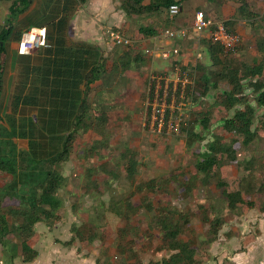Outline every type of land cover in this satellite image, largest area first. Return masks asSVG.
<instances>
[{"label":"rangeland","instance_id":"374dc122","mask_svg":"<svg viewBox=\"0 0 264 264\" xmlns=\"http://www.w3.org/2000/svg\"><path fill=\"white\" fill-rule=\"evenodd\" d=\"M10 1L0 0V28L5 23ZM42 1L46 7L61 3V0ZM63 1L70 8V13H63L66 18L85 5L93 7L92 17L102 25L99 56L104 63L99 81L91 84L87 92L90 118L74 130L76 135L65 160L48 163L49 156L59 149L62 135L74 126L71 123L47 130L40 110L20 107L21 103L13 107L14 95L37 91L38 85L31 79L28 87L21 86L22 79L17 75L11 54L15 40H7L4 53L0 54V138L1 129L13 125L16 133L9 140L23 155L21 165L27 164L28 159V163L55 169L63 177L56 192L60 206L54 216L32 225L33 234L27 243L35 251L33 264H72L75 259L78 264H161L160 260L173 250L162 238L157 222L171 211L180 216H174L179 223L178 237L189 241L198 264H264V187L261 186L264 127L260 125L264 106H255L254 92L248 85L252 77L248 70L258 62L263 63L258 78L264 80V34L260 17L264 0H180V10L172 18L166 17L164 8L155 12H126V0ZM196 10H202L214 20L233 21L234 25L227 27L240 33L241 41L232 65L237 67L242 100L254 108L250 129L255 136L248 144L242 142L240 133L222 130V120L244 102L235 103L229 110L217 104L222 92L230 89L227 69L221 62L216 64L208 58L204 39H189L188 26ZM140 27L153 32L143 34ZM164 28H186L178 40L167 42L168 47L177 46L185 61L194 60L198 53L202 72L207 75L209 85L214 84L200 104L199 101L191 104L190 111L196 109L190 113L189 128L196 134L191 139L186 138L184 130L163 138L141 128L144 76L149 68L165 64L159 59L143 57V49L148 48L147 38L157 36ZM108 30L130 37L131 46L113 44L106 35ZM123 52L140 58L121 69L117 58ZM113 66L114 73L110 70ZM196 89L198 93L197 85ZM202 113H208L205 128L196 119ZM35 115L34 122L29 124ZM21 130L24 137L18 134ZM213 137L230 145L233 158L218 155L219 163L204 183L194 164ZM126 156L137 163L131 178L126 174ZM194 175L196 179L190 182ZM149 179L154 180L152 188L136 187ZM219 179L223 186L216 183ZM11 182V176L0 171V213L8 224L17 225L21 219L18 211L26 207L37 189L26 175ZM223 189L239 190L247 204H238L235 209L228 207ZM214 217L220 225L213 235L208 221ZM18 242L12 230L0 240V264H12L11 260L14 264H26L33 260H22Z\"/></svg>","mask_w":264,"mask_h":264},{"label":"trees","instance_id":"16d2710c","mask_svg":"<svg viewBox=\"0 0 264 264\" xmlns=\"http://www.w3.org/2000/svg\"><path fill=\"white\" fill-rule=\"evenodd\" d=\"M36 0H11L10 4L7 6V17L5 18V23L0 28V54L4 53L5 44L7 40H15L18 41L22 30L27 28L34 19L32 12H28L29 8ZM78 3L84 2V0H75ZM59 5H53L56 10L55 14L58 16L57 23L63 22L66 20L64 12L61 11L65 7V1L61 0ZM126 3V4H125ZM125 11L131 10L135 13L142 12H155L160 8H167L170 4L176 3L179 6L180 0H126L125 2ZM244 5V2H242ZM240 11V7L238 8ZM55 16V15H54ZM262 25L261 30L264 34V10L260 14ZM50 20L53 19V16L50 15ZM25 19L27 21L25 22ZM45 20H49L48 18ZM50 22V21H48ZM47 22V23H48ZM45 23V24H47ZM225 25H230L233 23L231 20L224 21ZM46 43L47 37L49 36V27L46 25ZM140 31L143 34H151V29L140 27ZM51 31V30H50ZM151 36V35H150ZM130 38V37H129ZM45 43V45H46ZM132 44V43H131ZM44 45V46H45ZM204 45L206 46V51L208 58L213 60L214 63L221 62L226 66V74H227V84L230 85V89L227 91H223L221 97L218 99L219 105H221L224 109L229 110L235 103L244 102L242 100V85L239 83V77L236 76L237 67L233 66V58L236 56V51L230 54H223L220 48L207 40H204ZM131 46V45H129ZM237 50V49H236ZM144 57V55H143ZM101 56L97 55L94 57L91 64L87 63L86 70H81L80 64L73 63L69 64L71 76L74 77H61L54 78L53 82H58L63 86L70 85L71 89L77 88L78 84H82L83 86V95L81 96V101L75 104V108H70L68 110H52L50 109L48 112L52 113L56 118L52 119L48 118L47 120V130L53 129L57 126H67L72 125L73 128L67 130L64 135L60 138L59 149L53 152L49 156L48 163L56 164L63 160H65L72 148V142L75 138V131L78 127V124L85 123L86 118H90V113L88 111L89 105L85 100L87 96V92L89 86L97 81H99L101 73H103V60L100 59ZM140 57L133 56L129 57L125 52L122 53L117 59L121 69L127 68L131 65V61L133 59H137ZM146 59V58H145ZM57 63V62H55ZM69 63V62H68ZM202 66L199 65V60L195 64V87L194 94L192 96L193 101L198 102L199 104L202 100L203 95L207 92L209 87L213 86L209 85V80L207 75H205L202 70ZM116 67H112L110 70L115 72ZM263 69V63H255L248 70V74H250L251 80L248 81V85L251 86L252 91L254 92L253 101L255 106H264V80H259V76L261 75ZM109 70V71H110ZM197 70L199 74L197 75ZM65 74L69 72H64ZM197 76V77H196ZM256 77V78H255ZM1 85V84H0ZM196 85L200 88V91L196 93ZM22 86V85H21ZM42 89V88H41ZM43 90V89H42ZM59 89L51 88V92L53 96L57 98L58 96L63 97L58 93ZM36 91L32 92V95H35ZM2 94L1 86H0V97ZM42 95V91H41ZM31 93L29 95H25L23 97V101H26L31 97ZM22 95H14L12 97V104L15 107L17 104H20ZM36 104V101H33ZM1 105V102H0ZM42 105V104H41ZM198 105V103H197ZM73 107V105L71 106ZM196 109H193L191 112L193 113ZM254 108L252 105L244 102L241 108L234 109L231 116L224 118L221 122L222 130L225 131H233L240 133L242 136V142L248 144L255 136L254 130L250 129L251 120L253 116ZM208 113L206 115L202 113L201 116L197 115L196 119L201 124L202 128L207 127L208 124ZM36 115L34 116V119ZM61 118H65L61 120ZM191 118V116H190ZM187 122L186 127L182 126L181 130H184L186 133V138L191 139V137H196V134L192 133L191 128H189V121ZM33 117L29 119V124H32ZM55 123V124H54ZM12 124V123H11ZM260 125L264 127V115H262L260 120ZM84 126V125H83ZM1 138H0V171L9 174L12 178L11 183L15 180L16 177H20L22 175H26V177L31 181L34 187H36L37 191L32 195V198H29V203L23 209L19 210L18 213L21 217L19 223L17 225H10L7 223L6 218L2 213H0V240H2L6 234L10 233L12 230L15 232L16 237L19 239V248L22 255L23 261H30L35 256V251L31 249L28 245L27 240L33 234L32 225L36 221H40L42 219H48L54 216L55 211L60 206V200L56 196L57 189L63 182V177L55 170V169H43L40 166H34L28 163L24 166L21 165V160L23 155L16 151L13 146V143L9 140L15 136V129L13 125H10L8 128L4 127L1 129ZM30 133V132H29ZM20 137H24V130L18 132ZM155 136V135H154ZM158 137V136H156ZM28 145H33V143L28 142ZM6 146V148H5ZM32 147V146H30ZM31 152V151H30ZM220 154H225L229 156V158H233V151L230 148L229 144H223L218 140V138H214L209 141L206 145V149L203 154L200 155V158L196 160L194 167L196 173L200 175V180L204 183L208 182V178L210 176V172L213 170V167L218 165ZM136 161L126 156V174L131 178L136 170ZM40 167V168H39ZM23 168H27L23 170ZM89 167L88 173L91 171ZM196 179V175L193 176V179L190 181H194ZM218 186H223L224 183L219 179L217 182ZM146 185V188H152L154 185V180L149 179L145 181L142 185L137 184L136 187L142 189V186ZM264 187V181L261 184ZM222 196L224 197L226 204L228 207L235 209L239 204H245L246 201L243 199L239 190L226 191L222 190ZM247 204V203H246ZM163 211V209H162ZM167 216V217H166ZM174 216L180 217L176 212L171 211L169 215H163V219H158V227L162 231V238L167 242V246L170 250H173L167 257L162 258L160 260L161 264H198L195 257L194 251L190 246L189 241L181 240L179 235V223ZM213 235L217 232V229L220 225L218 218L214 217L212 220L208 221ZM84 233V232H82ZM85 234V233H84Z\"/></svg>","mask_w":264,"mask_h":264},{"label":"built area","instance_id":"2783aa9c","mask_svg":"<svg viewBox=\"0 0 264 264\" xmlns=\"http://www.w3.org/2000/svg\"><path fill=\"white\" fill-rule=\"evenodd\" d=\"M179 12L176 3L165 8L167 18ZM190 31V32H189ZM186 33V28H164L157 36L147 38L144 57L159 59L163 66L149 68L144 76L145 90L142 100L141 128L149 134L168 138L181 133L190 118L195 87V64L199 60L184 61L177 46L168 47V41L178 40ZM189 39L200 38L216 44L223 54H230L238 48L240 33L230 30L223 20H214L202 10L193 12L188 26ZM108 38L113 44L131 45L132 40L118 31L108 30ZM188 35V34H187ZM150 39V40H149ZM46 29L44 26H28L16 42L17 54H29L44 47Z\"/></svg>","mask_w":264,"mask_h":264},{"label":"crops","instance_id":"0c3cea01","mask_svg":"<svg viewBox=\"0 0 264 264\" xmlns=\"http://www.w3.org/2000/svg\"><path fill=\"white\" fill-rule=\"evenodd\" d=\"M44 5L42 0H36L28 12H32L34 17L29 26L45 27L48 25L49 36L47 37L46 45L29 54H17L16 45L14 47L11 46V54L13 55L17 75L22 79L21 85L23 88L29 86L31 79L36 80L38 85L36 96L32 95L34 90L30 92L22 91L21 101H23L25 95H29L30 93L31 96L36 98L31 97L26 101L20 102L22 104L20 107L26 105L27 108L34 107L35 110H40L43 124L47 125L48 118L59 119L48 112L50 109L62 111L70 108L74 109L75 104L81 101V96L83 95L82 84H78L77 88L71 89L72 87L70 85L63 86L58 82H53V80L54 78L64 76L74 77V75L71 76L70 70L72 68H69V64L78 63L80 64L81 70H86L87 63L91 64L94 57L100 54L99 46L102 44L100 27L102 25L95 23L92 17V6L85 5L78 9V11L73 12V14L68 15V19L65 17L66 20L57 23L58 16L55 14L56 10L54 7L52 5H48L49 7ZM69 9L64 7L61 11L68 13ZM96 9L99 8L97 7ZM50 15H55L54 19L50 20ZM47 18L49 20H45ZM230 25L233 26L234 22ZM232 31L238 32L235 29ZM64 72L69 73L65 74ZM51 88L59 89L58 93L60 92V95H63V97L58 96L55 98L51 92ZM33 101H36V104ZM72 105L73 107H71ZM64 119L61 118V120ZM35 259L26 264H33ZM76 260L72 264H78ZM11 262L14 264V260H11Z\"/></svg>","mask_w":264,"mask_h":264},{"label":"clouds","instance_id":"9594fccd","mask_svg":"<svg viewBox=\"0 0 264 264\" xmlns=\"http://www.w3.org/2000/svg\"><path fill=\"white\" fill-rule=\"evenodd\" d=\"M178 5V4H177ZM179 7V10H180V6H178ZM178 14V13H177Z\"/></svg>","mask_w":264,"mask_h":264}]
</instances>
